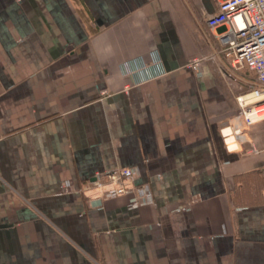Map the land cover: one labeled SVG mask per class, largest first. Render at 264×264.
Returning a JSON list of instances; mask_svg holds the SVG:
<instances>
[{"label":"crops","instance_id":"crops-1","mask_svg":"<svg viewBox=\"0 0 264 264\" xmlns=\"http://www.w3.org/2000/svg\"><path fill=\"white\" fill-rule=\"evenodd\" d=\"M216 7L0 0V264H264V120H238L224 53L187 67ZM150 54L166 74L132 85ZM118 168L153 202L94 199Z\"/></svg>","mask_w":264,"mask_h":264},{"label":"built area","instance_id":"built-area-1","mask_svg":"<svg viewBox=\"0 0 264 264\" xmlns=\"http://www.w3.org/2000/svg\"><path fill=\"white\" fill-rule=\"evenodd\" d=\"M217 7L206 19L208 28L215 31L219 49L211 54L191 59L187 67L197 70L204 62L224 53L229 59L226 76L247 71L257 83L246 80L247 89L237 95L238 120L250 127L264 120V0H215ZM123 73L132 85L146 83L166 74L162 63L150 54L139 56L122 64ZM229 136L241 138L243 129L228 126ZM258 153L256 148H253ZM133 170L118 168L105 174H96L90 189L98 192L96 198L120 197L135 194L133 206L152 203L153 195L147 185H136ZM88 190V191H89ZM87 191V190H86Z\"/></svg>","mask_w":264,"mask_h":264},{"label":"rangeland","instance_id":"rangeland-1","mask_svg":"<svg viewBox=\"0 0 264 264\" xmlns=\"http://www.w3.org/2000/svg\"><path fill=\"white\" fill-rule=\"evenodd\" d=\"M210 54V53H209ZM208 55V54H207ZM205 56V55H203ZM209 61V60H208ZM207 62V61H206ZM239 76L241 78H239ZM235 78L236 80H238V82L236 81V85H237V91H236V94H240L241 92L245 91L247 89V86L246 85V80H250L252 82V84H255L257 85L254 77L252 74L248 73L247 71H242V72H239L235 74ZM243 78H245L246 80H243ZM237 97V96H236Z\"/></svg>","mask_w":264,"mask_h":264},{"label":"bare ground","instance_id":"bare-ground-1","mask_svg":"<svg viewBox=\"0 0 264 264\" xmlns=\"http://www.w3.org/2000/svg\"><path fill=\"white\" fill-rule=\"evenodd\" d=\"M230 130H226L227 133H229Z\"/></svg>","mask_w":264,"mask_h":264}]
</instances>
